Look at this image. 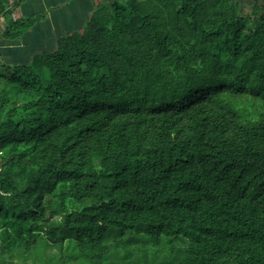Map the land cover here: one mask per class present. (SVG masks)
<instances>
[{"label":"trees","instance_id":"obj_1","mask_svg":"<svg viewBox=\"0 0 264 264\" xmlns=\"http://www.w3.org/2000/svg\"><path fill=\"white\" fill-rule=\"evenodd\" d=\"M0 0V40L42 15ZM264 264V0H121L0 55V264Z\"/></svg>","mask_w":264,"mask_h":264},{"label":"crops","instance_id":"obj_2","mask_svg":"<svg viewBox=\"0 0 264 264\" xmlns=\"http://www.w3.org/2000/svg\"><path fill=\"white\" fill-rule=\"evenodd\" d=\"M119 1L121 0H24L16 9L15 17L42 15L43 19L31 25L18 40H0V55L6 61H18L26 53L39 50L46 37H51L56 45L58 35L82 32L94 8ZM34 54L37 53L32 56Z\"/></svg>","mask_w":264,"mask_h":264},{"label":"rangeland","instance_id":"obj_3","mask_svg":"<svg viewBox=\"0 0 264 264\" xmlns=\"http://www.w3.org/2000/svg\"><path fill=\"white\" fill-rule=\"evenodd\" d=\"M1 26L2 23L0 22V27ZM61 36L62 34L58 35L56 38L58 39ZM54 49L55 42L51 39V37H46L44 38L39 50L32 53H26V55L21 57L18 61L3 60L10 65H26L30 62L33 53H47L53 51ZM3 264H86V262L78 259H68L65 255H61L57 246L48 244L40 238L38 243L28 254L20 257L15 255L12 260L5 257Z\"/></svg>","mask_w":264,"mask_h":264}]
</instances>
